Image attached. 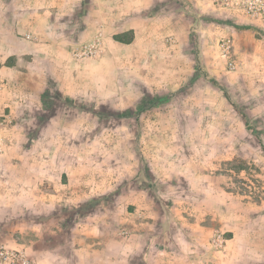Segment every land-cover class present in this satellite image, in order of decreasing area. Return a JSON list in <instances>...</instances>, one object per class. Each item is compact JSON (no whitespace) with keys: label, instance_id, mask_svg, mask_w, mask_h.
Listing matches in <instances>:
<instances>
[{"label":"crops","instance_id":"obj_1","mask_svg":"<svg viewBox=\"0 0 264 264\" xmlns=\"http://www.w3.org/2000/svg\"><path fill=\"white\" fill-rule=\"evenodd\" d=\"M221 1L0 0V242L36 264H264L239 186L264 191V13Z\"/></svg>","mask_w":264,"mask_h":264},{"label":"built area","instance_id":"obj_2","mask_svg":"<svg viewBox=\"0 0 264 264\" xmlns=\"http://www.w3.org/2000/svg\"><path fill=\"white\" fill-rule=\"evenodd\" d=\"M222 5L227 9L245 11L251 16L264 13V0H222ZM101 35L99 34L89 42L83 43L74 50V55L81 58H91L97 55L101 49ZM222 57L224 58L228 69L234 70L236 64L232 56V41L229 38L220 42ZM1 70V61H0ZM5 82L0 72V91ZM121 233L127 235L129 231L122 229ZM211 245L215 249L223 248L226 244V237L220 230H215L211 236ZM0 264H36L28 255L25 249H16L0 242Z\"/></svg>","mask_w":264,"mask_h":264},{"label":"rangeland","instance_id":"obj_3","mask_svg":"<svg viewBox=\"0 0 264 264\" xmlns=\"http://www.w3.org/2000/svg\"><path fill=\"white\" fill-rule=\"evenodd\" d=\"M239 186L241 187L240 195L245 199V205L247 208V216L250 217L251 222L243 224L245 231L255 234L257 232H264V191H259V183L257 182L256 177H240ZM255 183L257 184V189L251 190V187L254 188ZM249 203H248V202ZM247 202V203H246ZM216 230L219 229L224 234L229 235V232L222 230L220 227H216ZM122 229H120L121 231ZM253 247V246H251ZM250 248V247H249Z\"/></svg>","mask_w":264,"mask_h":264},{"label":"trees","instance_id":"obj_4","mask_svg":"<svg viewBox=\"0 0 264 264\" xmlns=\"http://www.w3.org/2000/svg\"><path fill=\"white\" fill-rule=\"evenodd\" d=\"M115 38L120 40V41H125V42H128V41H130L132 39V37L128 36L127 33L125 35L118 34V35L115 36Z\"/></svg>","mask_w":264,"mask_h":264}]
</instances>
